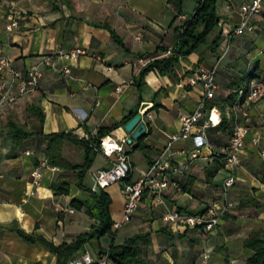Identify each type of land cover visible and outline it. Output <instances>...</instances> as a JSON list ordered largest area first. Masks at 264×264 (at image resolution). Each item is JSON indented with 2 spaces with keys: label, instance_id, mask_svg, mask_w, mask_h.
<instances>
[{
  "label": "crops",
  "instance_id": "crops-1",
  "mask_svg": "<svg viewBox=\"0 0 264 264\" xmlns=\"http://www.w3.org/2000/svg\"><path fill=\"white\" fill-rule=\"evenodd\" d=\"M245 1L217 2V28L205 45L178 58L174 76L153 71L140 76L144 66L140 60L146 64L167 56L175 45V30L184 20L169 0H0L3 54L18 69L38 64L43 72L37 91L0 108V264H57L54 253L39 242L24 241L17 229L58 246L89 232L94 223L83 210L70 205L73 199L86 200L89 193L75 185V171L44 169L36 192L27 193L31 187L30 173L40 159L47 158V141L29 136L18 142L8 132V122L13 121L25 130H40L43 135L69 133L87 138L100 129L111 134L125 116L140 113L145 124L143 148L132 149L136 139L128 147L130 181L138 180L162 152L167 136L179 130L181 117L192 112L201 96L200 85H187L188 77L197 68H209L221 58L212 102L225 98L232 91L231 83L248 73H253L251 79L264 78V0L261 12L254 17L255 30L228 37L240 21L238 8ZM196 2L183 0L180 14L189 16ZM13 15L18 17V26L8 33L6 25ZM138 33L141 35L136 38ZM213 40H217L215 46ZM226 46L227 52L218 54ZM75 48L86 52L72 59L62 56L61 52ZM64 66L69 67L68 74L62 72ZM116 87L121 88L119 92ZM36 109L43 115L41 126L34 116ZM203 121L197 123L189 138L172 146L170 167L187 164L182 174L172 177L182 190L167 187L162 202L152 193H144L130 221L115 232V244L140 230L150 231L154 252L161 254L168 264H202L205 250H210L209 264H244L253 253L244 246L245 240L253 233H259L264 240V159L260 156L264 152V100L248 111L249 132L234 170L235 181L228 191L234 206L220 219L216 232L171 226L172 236L161 231H170L161 219L163 211L202 210L219 197L228 175L222 162L228 129L217 125L202 130ZM254 136L259 137L258 146L252 144ZM53 146L69 163L82 162L80 149L79 161L68 157V151L77 147L67 141L52 143ZM192 153L196 157L191 158ZM109 164L98 153L82 185L89 189L90 173ZM57 179L70 181L67 195H54L51 184ZM104 190L111 200L112 221H120L122 185L114 183ZM103 237L111 240L110 235ZM94 239L84 243L72 257L87 249ZM99 239L95 242L97 251L108 246Z\"/></svg>",
  "mask_w": 264,
  "mask_h": 264
},
{
  "label": "built area",
  "instance_id": "built-area-1",
  "mask_svg": "<svg viewBox=\"0 0 264 264\" xmlns=\"http://www.w3.org/2000/svg\"><path fill=\"white\" fill-rule=\"evenodd\" d=\"M262 1L246 0L239 6L240 21L229 32L228 37L252 33L255 30L253 21L254 17L261 12ZM178 16L182 20L187 19L185 15L178 14ZM17 26L18 17L13 15L6 25V31L9 33ZM140 35L141 33H138L136 38ZM227 49L228 46H226L224 54ZM85 52L82 48H75L68 52H61V54L66 59H72ZM220 59L218 58L216 63L209 68H197L188 77L187 85L191 87L200 85L202 94L192 112L181 117L179 130L167 136L162 152L138 180L130 181L131 158L128 147L131 146L132 139L130 133L124 130L123 125L112 129L111 134L101 137L94 147L95 151L110 161V164L90 173L91 191L106 189L118 182L122 184L124 198L122 216L120 221L113 222L112 228L114 230L130 221L139 208L144 193L150 192L159 202H162V194L167 187L170 186L175 191H181L179 182L172 177L182 174L186 170L187 164L178 163L170 167L172 146L178 140L189 138L201 120H204L201 125L202 130L217 126L223 117L230 123L229 139L222 156V162L228 175L223 181L219 197L211 200L202 210L190 213L176 208L167 209L163 211L161 219L165 224L176 229H198L204 233L216 232L220 219L233 208L234 203L229 198L228 191L235 181L234 170L239 164V154L244 147V138L249 132V126L246 124L248 111L258 102L264 100V78L251 79L245 86L240 87L236 92L234 101L223 109L214 104L210 106V102L215 96V77ZM46 63L48 64L49 61ZM140 63L145 65L142 60ZM62 72L68 74L70 72L69 67L64 66ZM42 75L41 66L38 64L31 65L24 70L14 67L0 47V108L11 105L18 97L37 91ZM120 89V87H116L115 91L119 92ZM251 141L253 145L258 146L259 137L254 136ZM26 154L29 155L30 153L26 152ZM260 156L264 159L263 151L260 152ZM194 157H196V153L191 154V158ZM44 169H49L52 172L58 171L57 167L48 164L46 158L40 159L39 165L30 173L31 187L27 191L28 194L31 195L36 192ZM69 212H73V210L70 209ZM209 254L210 250H205L202 253V264H209ZM65 264H113V262L109 257L108 249L105 248L95 254L84 249Z\"/></svg>",
  "mask_w": 264,
  "mask_h": 264
},
{
  "label": "trees",
  "instance_id": "trees-1",
  "mask_svg": "<svg viewBox=\"0 0 264 264\" xmlns=\"http://www.w3.org/2000/svg\"><path fill=\"white\" fill-rule=\"evenodd\" d=\"M169 1L177 7V15L180 14L179 10L183 0ZM218 1L219 0H197L193 12L187 16V19L183 21L180 28L175 30L176 41L174 47L169 51L167 56L159 57L147 62L141 68L140 76H144L151 71L156 72L159 75L169 74L174 76L175 69L178 66V58L180 56H187L205 45L208 42L209 35L217 28L219 22V16L217 14ZM112 35L116 38V35L113 32ZM212 44L215 46L217 40H213ZM252 77L253 73H248L245 76H242V78L234 80L231 83L232 91L219 102L217 100L214 102L211 101L210 106L214 104L220 109H223L226 105L232 103L235 99L237 90L240 87L245 86ZM36 110L34 116L38 120L39 126H41L43 115L41 111H38V109ZM131 117H133V114L125 116L121 121V125H124ZM218 125L222 127V129H228V133H230V123L224 117ZM7 127L8 132L12 134L13 138L18 142H22L29 136H40L47 141L46 159L48 164L65 170L75 171V185L89 193L86 200L82 201L79 199H73L70 202V205L77 210H83L84 213L94 221L89 232L80 234L75 240L69 243H62L61 245L55 246L41 236L26 233L22 229H17V233L24 241L30 243L39 242L43 244L56 255L57 264H65L72 258V255L90 239H99L102 236L110 235L111 240L107 249L113 264H155L148 256L152 247L151 232H137L126 238L121 244H115V232L112 230L113 221L109 212V205L111 202L109 195L104 189L91 191L82 185L84 175L91 168L94 159L98 154V152L94 150V147L98 144L100 138L107 133L105 134V132L100 129L94 135H88L87 138H78L69 133L43 135L40 130H25L21 125H18L13 121H9ZM142 138L143 136L136 139V144L132 149L143 148L141 143ZM63 141H67L82 151L83 157L81 163H69L61 156L59 148L55 149L54 146L52 147V143L57 144ZM70 184V181L66 179H57L51 184V189L53 190L54 195H67ZM166 227L170 229V231H164L163 229H161V231L172 236V229L169 225ZM244 246L253 251L252 255L246 259L244 264H264V240L260 238L259 233L251 234L245 240ZM173 264H175V261Z\"/></svg>",
  "mask_w": 264,
  "mask_h": 264
},
{
  "label": "rangeland",
  "instance_id": "rangeland-1",
  "mask_svg": "<svg viewBox=\"0 0 264 264\" xmlns=\"http://www.w3.org/2000/svg\"><path fill=\"white\" fill-rule=\"evenodd\" d=\"M223 51H224V48L222 49V51H219L218 52V54L220 53V54H222L223 53ZM215 63H216V61H215ZM72 150L73 151H68L69 152V154H68V157L71 159V161H73V162H75V161H79V149L78 148H72ZM85 182L86 183H88L89 182V180H88V177L86 178V180H85ZM119 184H121V182H118ZM122 185V184H121ZM91 186H92V184H90V186H89V189L91 190ZM91 221H93L91 218H89ZM121 228V227H120ZM119 228V229H120ZM112 230L114 231V232H117V231H119L118 229L117 230H114L113 228H112ZM138 232H145V231H143V230H140V231H138ZM118 233H120V232H118ZM116 234V233H115ZM119 236V235H118ZM100 242L102 243V244H109V242H110V239L109 238H105V237H100ZM97 241V239L95 238L94 239V242L93 243H88V245H87V250L90 252V253H92V254H95L96 252H97V250H96V245H95V242ZM105 248H107V246L106 247H104V248H102V249H105ZM169 253V252H168ZM169 255H170V253H169ZM149 258L151 259V261L153 262V263H155V264H168V262L166 261V259L165 258H163V256H161V254H157L156 255V253L154 252V250H153V247H151V249H150V252H149Z\"/></svg>",
  "mask_w": 264,
  "mask_h": 264
},
{
  "label": "water",
  "instance_id": "water-1",
  "mask_svg": "<svg viewBox=\"0 0 264 264\" xmlns=\"http://www.w3.org/2000/svg\"><path fill=\"white\" fill-rule=\"evenodd\" d=\"M126 132L130 133L131 139H137L145 134V124L141 121V114L136 113L124 125Z\"/></svg>",
  "mask_w": 264,
  "mask_h": 264
}]
</instances>
